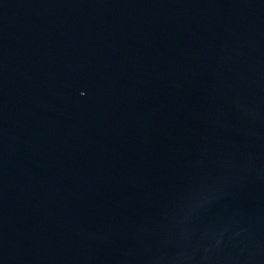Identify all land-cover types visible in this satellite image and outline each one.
<instances>
[{
	"label": "water",
	"instance_id": "95a60500",
	"mask_svg": "<svg viewBox=\"0 0 264 264\" xmlns=\"http://www.w3.org/2000/svg\"><path fill=\"white\" fill-rule=\"evenodd\" d=\"M0 264H264V0H0Z\"/></svg>",
	"mask_w": 264,
	"mask_h": 264
}]
</instances>
